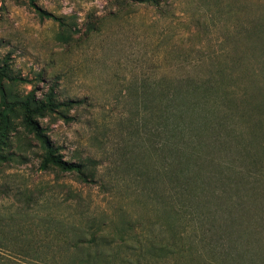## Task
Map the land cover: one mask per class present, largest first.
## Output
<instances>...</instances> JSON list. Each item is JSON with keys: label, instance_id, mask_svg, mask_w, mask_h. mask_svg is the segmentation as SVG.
Segmentation results:
<instances>
[{"label": "rangeland", "instance_id": "obj_1", "mask_svg": "<svg viewBox=\"0 0 264 264\" xmlns=\"http://www.w3.org/2000/svg\"><path fill=\"white\" fill-rule=\"evenodd\" d=\"M35 7L67 26L40 18ZM3 65L11 100L43 99L53 89L60 102H82L69 123L55 116L40 123L65 161L92 162L94 178L41 171L42 151L20 127L30 143L23 158L0 165L1 260L58 264L59 247L101 231L115 236L109 248L132 259L126 233L144 240V250L149 240L178 246L150 264H264V235L254 247L255 233L243 235L248 225L260 229L264 189L251 205V194L237 192L264 180V0H0ZM187 77L219 82V100L199 112H211L199 127L206 146L199 156L218 163L205 164L176 216L167 197L184 176L199 174L201 162L182 165L184 178L165 176L173 159L167 146L179 142L166 138L157 108L166 103L159 91L180 88ZM226 141L228 156L217 153Z\"/></svg>", "mask_w": 264, "mask_h": 264}, {"label": "trees", "instance_id": "obj_2", "mask_svg": "<svg viewBox=\"0 0 264 264\" xmlns=\"http://www.w3.org/2000/svg\"><path fill=\"white\" fill-rule=\"evenodd\" d=\"M134 1H139L142 3L154 2V0ZM35 9L40 18L58 22L61 28L67 26L63 21V18L56 17L53 14L36 7ZM9 79L12 80L6 73L5 65L0 66V165L2 166L9 162H13L15 158H23L30 143L24 142L23 137L20 135L21 133L19 128L21 127L24 134L26 136H31L32 139L37 142L42 151L39 164V169L41 171L58 170L64 173H75L80 179L84 181H92L94 178L92 162L71 163L65 161L62 155L59 153L58 148L51 143L49 135L46 132V128H43L40 123V120L48 116H55L56 118L69 123L73 120V117L70 115L71 110L81 105L82 102L75 100L60 102L56 99L53 89H50L48 93L45 94L43 99H37L33 93H30L23 99L11 100L9 99L3 85L4 80ZM218 87L219 82L216 79L214 80L212 77L200 82H196L192 78L187 77L183 79V84L180 88L159 91L160 97L166 99V103L163 106L161 103V106L157 108L161 109L159 117L163 119L162 127L164 128V132L167 136L166 138L169 140L176 137V141L179 142L174 143L172 141V143L168 144L167 146L168 151L171 153L173 159L170 161V163L168 162L163 167L165 176L170 181L173 179H180L183 172L182 165L187 167L191 163L198 165V161L201 162V164L198 165L199 174L184 176L185 181L181 183V186H176L175 190L173 189L175 193L167 197L166 206L168 208V212L173 215L180 216V213H183L181 207H186L188 202L185 200V198H183L184 192L186 188L192 190L193 186L199 183L202 174L201 172H203L205 164L210 166L214 164V162H217L213 159H202L199 156L200 151L204 150L206 147L204 142L201 140L199 127L202 121H206L205 124H208L207 122H209V114L211 113L210 110H208L207 113L199 112H201L203 107L208 106L210 101L219 100V96L217 95ZM146 93H148V97L153 94L150 91H146ZM145 100H148V98L146 97ZM18 118H20L19 126L15 122V120ZM212 127L213 126H208L207 128L210 129ZM168 143H170V141H168ZM226 144L227 146L224 148V145ZM229 145L233 144L229 141H226V143L221 142L220 148L217 147V153H222L224 156H228L230 153L232 154V151L226 150L228 149ZM17 151L18 153H16ZM239 156H241L242 160H246L247 155L243 154L242 152L239 153ZM227 168L230 169L233 174H239L235 171L234 165H231ZM242 174L244 173L242 172ZM259 184L260 183L257 184L256 182L247 181V183L245 182L242 187L239 186L238 190L236 186L235 188L238 194L240 192L242 193L244 190V192L247 194L252 195V201H246L249 205H251L262 195L261 188L264 189V180L262 181V184ZM242 195H244V193ZM180 197L183 198L182 202H180ZM179 202L181 205L178 204ZM246 205L247 204L244 206L237 205V209L245 210L247 208ZM192 213H190V215H193ZM258 219L260 223V229L253 230V226L248 225L245 232L242 230L244 232L243 235L245 236L251 235L246 232L249 230H252L250 231L252 234L255 233V237L252 238L253 241L251 240L253 247L261 242V235H264V228H262L264 227V218L258 217ZM227 221H230V224L228 223L230 226H234V220L232 217H230ZM167 224L168 229L173 234V238L175 237V240H177L175 229L173 230L172 227L173 225L171 223L169 224L168 222ZM129 228L130 227H126L123 231H120V238L123 234L125 235ZM246 233L248 235H246ZM126 234L129 241L127 242V240H124L123 242H127V246H130L129 248L137 251L135 259H132L129 256H119L111 248H109L115 241L114 234L111 232L101 233V231H97V233H93V236L90 238L88 243L82 242L84 237L81 235L75 236L73 239H71L72 244L68 243L67 247H59L57 252L60 256V261L57 263L150 264V261L153 263H159L163 258L178 253L176 251L178 246H169L160 243H158V245L154 242L155 240H149L148 242H151V245H148L147 249L144 250V240L136 235L130 236L128 233ZM132 242L137 243L138 246L136 244L132 245ZM31 252L33 255H37L35 250H31ZM28 254L31 255V253ZM0 264L9 263H6L0 259Z\"/></svg>", "mask_w": 264, "mask_h": 264}]
</instances>
